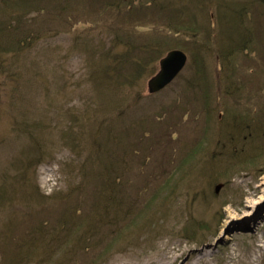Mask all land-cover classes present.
<instances>
[{"label":"rangeland","instance_id":"374dc122","mask_svg":"<svg viewBox=\"0 0 264 264\" xmlns=\"http://www.w3.org/2000/svg\"><path fill=\"white\" fill-rule=\"evenodd\" d=\"M212 1L202 0L201 16L190 14L192 30L204 19L216 32L218 12L239 6L248 10L246 24L256 29L252 47L258 53H238L229 64L232 77L212 48L202 52L194 37L169 33L151 14L125 21L115 19L114 12H91H102L99 5L82 4L84 14L75 23L56 20L53 13L44 17L47 34L31 46L34 52L23 51L18 62L8 64L13 76L0 75V241L7 238L0 263L8 264L19 241L32 248L26 253L32 256L18 264H264V201L259 198L264 136L262 144L252 145L264 130V43L262 49L256 46L264 37V10L250 0ZM92 19L98 21L89 24ZM116 31L133 43L176 42L162 55L182 50L188 57L184 71L157 94L147 92V82L159 60L126 67L125 73L136 75L134 84L91 88L87 51L100 49L97 56L103 49L89 44L82 51L76 43L90 37L97 44ZM142 54L133 49L130 56ZM96 138L107 142L104 147L113 155L121 156L123 145L132 153L133 184L129 179L130 185H120L129 194L126 204L131 207L150 180L134 214L128 218L130 209L123 212L127 219L117 227L105 211L107 197L94 189L109 185L113 169L104 178L101 158L100 169L96 164L89 171L85 163ZM142 155L146 163L138 168ZM192 163L179 184V173ZM188 224L199 239L182 234ZM43 225L51 233L62 228L51 240L50 253L45 246L50 234H38L41 242L30 239ZM83 231H88L85 237Z\"/></svg>","mask_w":264,"mask_h":264},{"label":"trees","instance_id":"16d2710c","mask_svg":"<svg viewBox=\"0 0 264 264\" xmlns=\"http://www.w3.org/2000/svg\"><path fill=\"white\" fill-rule=\"evenodd\" d=\"M209 1L213 2L212 0ZM250 1H254L256 4H259L264 10V0ZM82 4H89L90 6L94 7L99 5L100 8H102V12H98L96 10L91 12H96L98 14H110L111 12H114L113 14H115V19H118V17H120L121 19L125 17V21L128 20V18H131L133 20L140 16L147 17L149 14H151V18L155 20L159 21L160 19H162L163 26L170 30L169 33L186 34L191 37V39L194 37L195 41L193 40V42L195 43V47H200L202 49V52H204L203 50H210V48H212L219 57L221 68L227 67L228 70H230L228 72L230 77H232L233 75V69L229 67V64L234 63V58L238 53H244L247 54V56L251 55L252 53H258L254 48L255 46L252 47V39L257 40L256 29L254 32L252 28L253 26L251 24H246L248 10L244 9L241 6L232 8V10L237 9L236 11H219V27L218 29H216V32H214V23H208L204 19L202 20V23H198L197 27L194 30L190 28V14L196 13L197 15L201 16L203 13V8H200V6H202V0H0V75L10 74L11 76H13L14 72H11L12 70L10 66H8V64H11V62H18L20 60L18 59V57L21 56V53L23 51L28 50L29 53V50L31 51V46L35 43L34 47H36L37 41H39L40 38L47 34L46 30L43 28L46 22H48L49 20L45 19V16L53 13V16L56 18V20L59 19L69 25L70 22L75 23L76 21H79L80 16L84 14V12H80L79 10ZM241 8H243L244 11H238ZM96 21L98 20L92 19L88 22L89 24H91ZM27 23H30L31 25L29 27H26ZM198 29L199 31L203 32L201 33L202 35L196 32L198 31ZM198 35L201 38H197ZM129 37L130 36L125 34L123 36V34H121L119 31H116L115 36L111 38H102L99 41L100 43L97 44L95 43V38L90 37H86L77 41L76 45L79 46L82 51L86 50L85 47L87 46L88 48L89 44L98 45L96 49H103V51L101 53H98L97 56L94 54L100 49L98 51H91V53H89V50L87 51L90 59V62L88 61L87 64V76L91 88L92 86L96 85L98 90H101L106 86L109 87V85L123 87L127 83L134 84V82H136V75L129 76L130 74H133V71H128L127 73H125L124 71L126 67L131 69L130 65L132 67L137 65L140 68L146 62L155 63L162 56L164 48L169 47L172 44L176 46V42L173 43L170 39L165 40L164 42L151 40L141 43H133L132 41H137L130 39ZM260 40L261 41L259 43L256 41V46L262 49V44L260 43H264V37L262 36ZM106 45L109 46L108 49L103 48ZM112 47H114L115 49H113V52L111 54ZM118 47L122 48L119 49ZM133 49L139 52H143L144 54L139 57L130 56V53L133 52ZM114 50L116 52H114ZM31 52L33 53L34 50ZM8 55L10 57V60L5 61V58ZM143 55H145V57H143ZM97 66H100V68H98ZM262 91H264V89H262ZM24 126L29 125L26 124ZM243 127L244 126H242L241 131ZM263 136L264 130L259 134L258 137L252 138L255 139L252 142V145L262 144ZM64 137L68 138V135H62L63 140L65 139ZM105 139L106 141H108V136ZM256 139H258V142L256 141ZM66 144L65 146H67ZM106 144L107 142L103 143L99 141L98 138H96V140H93V147L91 150L88 149L89 153L85 157V163L86 165L90 166L88 170L91 171L94 165L97 164V167H99L98 161L101 158L102 169H100L99 167V175L102 172V176L104 178L106 175V171L110 168L113 169L110 175L111 181L109 185H106L107 187L104 190L100 189L103 188L102 185H99V187H95L94 189H96L97 192H99L101 195L104 194V196L107 197L104 200L105 203L109 205V208H107V210L105 211H107L106 213L109 218L113 217V220H115L114 226L117 227V224H119L121 221L124 222V220L127 219H123V212H128V210L130 209V211L128 212V218L134 214V207L139 202L141 196L145 195L144 193H146V187L150 180H145V187L143 188V191L141 193H136V196L134 195L135 199L133 201H135V203L132 204L131 207L126 204L130 199L128 198L129 194L127 193V190H125L124 192V190H122L123 188L120 189V185L124 184V187H127L128 185H130L128 184L130 183L129 179L133 184L134 179L129 175V170L132 167V159L130 158L132 153L129 151H125V145H123V147L120 148L122 151V155H113L110 150H107L105 148ZM94 147L96 149L95 152H93ZM133 154H135V150ZM144 155H142L143 158L137 159L136 163L138 168H142L145 166L146 156ZM106 156L108 159H106ZM111 159H115V161L111 163ZM119 159H121L120 163H118ZM193 164L194 163L187 165V168L179 173L180 175H182L178 180L179 184L185 179L183 178V175H188V173L191 172ZM205 167L206 165L203 169H198L200 170L198 172L200 176L204 174ZM162 172L163 170L159 169V173ZM140 173L142 172L139 171V174ZM207 178L210 177L207 176ZM173 188L175 189V186ZM113 194L116 195L114 196ZM122 196L125 197L123 201ZM130 196L132 197L131 194ZM103 205L105 207V204ZM77 212L79 213V209L77 210ZM157 213L160 214V210H158ZM158 220L159 218L156 219L155 222H157ZM63 222L67 223L68 220H61L59 227L63 224ZM151 224L155 225L153 222ZM59 227H55L56 232L51 233L52 229L49 228V225H43L41 229H36L32 233L30 239H38V241L41 242L43 240V237L41 236L45 235L46 233L50 234V240L45 245L48 246V250L46 252L50 253L53 249L51 240L55 238L57 232H62V228ZM95 231H97V229ZM87 233L88 231H83L81 236L85 237ZM38 234H41V236H38ZM182 234L186 237L198 239L200 238V234L198 233L196 228L190 227L189 224L185 226ZM6 241V237L1 239L0 248L5 245ZM36 246H34L33 249H35ZM31 249L32 248H30L29 245H23L21 243L19 244V241H17L15 245L16 254L11 259H8V264L10 261L14 262L13 264H18L19 261H22L23 259L29 260L32 255L26 253H28V251H31ZM17 254L18 257H16ZM15 257L17 258L16 260H14ZM0 264H5L4 260Z\"/></svg>","mask_w":264,"mask_h":264},{"label":"water","instance_id":"95a60500","mask_svg":"<svg viewBox=\"0 0 264 264\" xmlns=\"http://www.w3.org/2000/svg\"><path fill=\"white\" fill-rule=\"evenodd\" d=\"M187 55L180 49L169 50L160 60L157 72L148 80V93L153 94L168 86L184 70Z\"/></svg>","mask_w":264,"mask_h":264},{"label":"bare ground","instance_id":"6f19581e","mask_svg":"<svg viewBox=\"0 0 264 264\" xmlns=\"http://www.w3.org/2000/svg\"><path fill=\"white\" fill-rule=\"evenodd\" d=\"M264 189V188H263ZM264 191V190H263ZM262 192V191H261ZM260 199L262 198V200L264 201V192H262V195L259 197ZM254 217V216H253ZM253 217H252V219H253ZM252 221V220H251ZM248 222V221H247ZM250 223V222H249ZM248 223V224H249Z\"/></svg>","mask_w":264,"mask_h":264}]
</instances>
